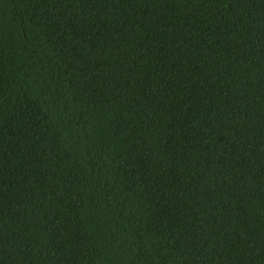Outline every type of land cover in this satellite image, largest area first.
<instances>
[{"label":"trees","instance_id":"trees-1","mask_svg":"<svg viewBox=\"0 0 264 264\" xmlns=\"http://www.w3.org/2000/svg\"><path fill=\"white\" fill-rule=\"evenodd\" d=\"M0 264H264V0H0Z\"/></svg>","mask_w":264,"mask_h":264}]
</instances>
